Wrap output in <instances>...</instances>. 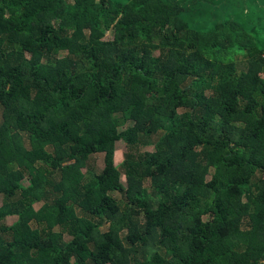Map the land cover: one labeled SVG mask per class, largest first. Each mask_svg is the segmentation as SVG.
Segmentation results:
<instances>
[{"label":"trees","instance_id":"16d2710c","mask_svg":"<svg viewBox=\"0 0 264 264\" xmlns=\"http://www.w3.org/2000/svg\"><path fill=\"white\" fill-rule=\"evenodd\" d=\"M263 75L264 0H0V264H264Z\"/></svg>","mask_w":264,"mask_h":264},{"label":"rangeland","instance_id":"374dc122","mask_svg":"<svg viewBox=\"0 0 264 264\" xmlns=\"http://www.w3.org/2000/svg\"><path fill=\"white\" fill-rule=\"evenodd\" d=\"M113 32L108 31L106 32L105 39H112ZM65 55V53H61L59 56L62 57ZM236 65H238V68H241L243 66L244 60L243 57L240 56L238 59L235 60ZM264 76V75H263ZM132 125V121H129L125 124V126L120 127L119 130L122 131L124 128L129 127ZM158 136L153 135L149 141L150 143L147 145L140 146L141 151H152L154 149L153 142L157 140ZM127 152L126 145L122 140H119L115 143V148L110 153H97L90 157V161L88 164V168L83 169L84 172H94L98 173L100 172L104 167L110 166V167H119L121 163L124 160L125 154ZM25 183V182H24ZM126 179L124 174L121 175L119 183L117 185V190L112 193V195L116 196L117 198L121 197V193L126 188ZM40 203L34 204L35 209H39ZM15 221V216H8L4 219L3 224L10 225ZM5 252V245H0V255Z\"/></svg>","mask_w":264,"mask_h":264}]
</instances>
